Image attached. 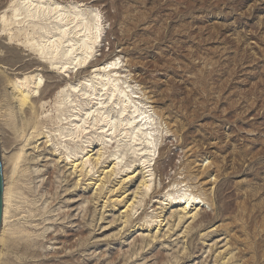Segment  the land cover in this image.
Segmentation results:
<instances>
[{"label":"rangeland","instance_id":"374dc122","mask_svg":"<svg viewBox=\"0 0 264 264\" xmlns=\"http://www.w3.org/2000/svg\"><path fill=\"white\" fill-rule=\"evenodd\" d=\"M80 9L86 18L101 10V37L90 61L100 58L103 52L118 55L116 60L122 66L118 75L131 85L130 100L151 115L145 129L152 131L153 144L142 140L137 145L139 142L131 137L129 140L122 136L107 139L101 145L103 131L96 127L88 128L75 141L66 137L61 142L56 135L60 123L57 117L68 116V121H63L68 128L65 132L72 129L70 113L74 110H69L75 102L61 107L58 102L70 95V101L79 102L77 112L82 111V117L92 107V98L82 96L83 86L74 90L63 84L40 106L39 120L43 126L35 132L31 146L24 147L22 152L25 143L17 133H21L20 124L26 114L23 106H17L21 104L8 78L0 73L3 189L8 184L14 189L11 213L17 214L8 222L6 246L0 243V264H264V0H108L100 8L82 5ZM109 13H114L116 20L109 19ZM50 21L48 28L55 31V21ZM112 27L121 30V36L109 35ZM36 31L37 38L44 33L40 27ZM13 33L18 34L15 29ZM24 40L20 35L12 42L21 43L27 50L30 47ZM124 49L127 54H123ZM29 50L36 58L45 60L38 50ZM134 76L140 82L135 84ZM80 80L83 81L74 78L73 83L79 84ZM104 96L99 99L105 101ZM113 103L114 99L108 101L109 105L97 107L102 106L113 119L128 115L125 112L122 117L121 106ZM137 124L138 121L134 123ZM47 134L51 136L48 140ZM97 146H105L107 152H102L107 154L94 163L91 171L88 165L76 169L71 165L72 158L81 162L85 155L82 147L96 151ZM148 146L151 151L145 153ZM150 153L154 158L150 167L154 173L151 188L138 193L136 211L127 216L123 209L133 199L131 192L134 193L135 184L138 186L140 176L134 180L125 176L134 170L144 173L143 160ZM116 157L120 161L117 173L112 170ZM157 160L162 171L156 168ZM167 161L173 164L169 166ZM67 171L75 177L68 173V178ZM183 179L186 181L178 183ZM62 188L68 189L65 192ZM191 190L206 200L200 204L208 211L202 222L199 217L191 218V214L178 219L179 213L183 216L182 208L174 204L173 196ZM2 227L1 223L0 230Z\"/></svg>","mask_w":264,"mask_h":264},{"label":"bare ground","instance_id":"6f19581e","mask_svg":"<svg viewBox=\"0 0 264 264\" xmlns=\"http://www.w3.org/2000/svg\"><path fill=\"white\" fill-rule=\"evenodd\" d=\"M108 0H0V73L1 75L4 74L8 80H9V86L12 88V91L17 95L18 100L20 101L19 105L17 102V106H23L24 111L26 114L25 120L22 122L23 119H21V122L23 124H20L21 127V133H17V135H21L22 139L24 140V145L21 148V151L23 152L24 147L28 146L29 143H31V140L34 138V134L39 128H41L43 125H41V121L39 120V109L42 104H45V100L51 98L54 93L60 89L63 84H69L71 89L76 90L78 86H83V94L82 96L86 95L88 98H92V107L88 111L85 112L84 117L81 116V112L78 113L79 107L78 103L76 101H70V95L65 96V98L61 99L59 103V106L67 105V102H75L72 105H70L69 111H76L71 112L70 116L73 117V120H70L71 123H73L72 129H69L68 132H65L66 129H68L66 126H64L67 123H64L63 121H68V116L61 115L57 117L59 119L60 123L58 131L59 133L56 134L60 137V141L64 142V138L69 137L71 140L80 138L90 127H96L98 130H102V134H100V142L101 145H103V142L107 141V139H115L117 137H124L129 138L131 137V140H134V142H139L137 145H140V142L145 140L149 145L153 144V134L150 129H145L146 126L149 125L151 120V115L149 112L136 104H134L130 100V96L128 94V89L131 87L128 82L122 78L119 73V67L120 63L116 60V56L112 53H105L101 55L100 58H96L95 60H91L93 50L96 47V44H98V41L101 37V27H102V21H101V10H97L98 12L95 14L94 17L86 18L85 13L83 9H80L82 5L87 6H93L100 8L103 3H106ZM63 3H69V5H64ZM82 4V5H80ZM119 9V8H118ZM117 9V10H118ZM85 10V9H84ZM86 11V10H85ZM119 12V11H118ZM92 13V12H91ZM123 14V13H122ZM88 15V14H87ZM126 15V14H125ZM124 15V16H125ZM109 19H115L116 15L114 13H109L108 15ZM123 16V17H124ZM51 18L55 21V31H51L48 28V25L51 24ZM104 18V17H103ZM121 18V17H119ZM127 18V17H126ZM123 19V18H122ZM118 20V19H117ZM126 20V19H125ZM129 20V19H128ZM50 23L48 24V22ZM124 21V20H123ZM123 23V22H122ZM125 24V22H124ZM53 26V25H52ZM51 26V27H52ZM120 26V25H119ZM126 26V25H125ZM40 27L44 31V33L40 34V36L37 38L35 35L38 34V31H36V28ZM116 27V26H115ZM118 27V25H117ZM122 27V26H121ZM17 30L18 34H14L13 30ZM126 30V29H125ZM101 31V32H100ZM121 31V30H120ZM120 31L112 27L109 31V35L117 34L120 35ZM4 32H8V34H4ZM23 35L24 41L23 43L26 46H29L31 49H36L39 51V53L45 58L39 59L35 57V53L33 54L32 51L29 49L23 48V46L20 44H15L12 41L14 40V37ZM121 36V35H120ZM125 36V35H124ZM3 38V39H2ZM5 39V40H4ZM111 39V38H110ZM106 40V39H105ZM109 40V39H108ZM107 40V41H108ZM120 40V39H119ZM20 41V39H19ZM112 45L115 44V42L110 41ZM126 44V43H125ZM123 44V45H125ZM126 46V45H125ZM128 46V45H127ZM131 46V45H129ZM128 46V47H129ZM99 47V46H98ZM97 47V48H98ZM121 47V46H120ZM123 47V46H122ZM121 47V48H122ZM131 48V47H129ZM128 49V48H127ZM124 49L122 52L123 54H127L128 50ZM130 50V49H129ZM132 50V49H131ZM114 52V51H113ZM121 53V52H120ZM131 54V53H130ZM129 57V56H128ZM125 59V58H124ZM128 59V58H126ZM134 59V58H133ZM132 59V60H133ZM136 60V59H135ZM50 61V63H48ZM121 62V60H119ZM126 61V60H125ZM131 61V60H130ZM128 60V62H130ZM136 63V61H133ZM127 64V63H126ZM130 64V63H129ZM56 67L57 70L50 69V66ZM135 65V64H133ZM128 67H130L128 65ZM94 68V69H93ZM77 69V70H76ZM93 69V71H90ZM135 69V68H134ZM122 70V69H121ZM136 70V69H135ZM134 71V70H133ZM140 71V70H139ZM138 71V72H139ZM122 72V71H121ZM120 72V73H121ZM131 72V70H130ZM136 73V72H135ZM65 74V75H64ZM122 75V74H121ZM133 76V75H132ZM3 77V76H2ZM68 77V78H67ZM80 78L83 79L80 80L79 84H74L73 80L74 78ZM143 77V76H142ZM128 78V77H127ZM135 81V84L140 82L141 79L137 78V76H134L132 78ZM45 80L43 86H41L42 82ZM142 83V81H141ZM140 83V84H141ZM133 86V85H132ZM146 86V85H144ZM8 87V86H7ZM67 88V87H66ZM148 88V87H147ZM143 89V88H142ZM145 89V88H144ZM67 90V89H66ZM146 90V89H145ZM144 90V91H145ZM11 93L13 94V92ZM146 92V91H145ZM38 93V94H36ZM77 93V92H76ZM14 94V95H15ZM70 94V93H69ZM131 94V93H130ZM13 95V96H14ZM57 95V94H56ZM72 95V94H71ZM80 95V94H79ZM107 96V99L105 101H101V96ZM144 95V94H143ZM147 95V94H146ZM145 95V96H146ZM81 96V95H80ZM134 96V94H133ZM137 96V95H136ZM76 97V96H75ZM105 97V96H104ZM132 97V94H131ZM149 97V96H148ZM79 98V97H78ZM101 100H100V99ZM106 98V97H105ZM80 99V98H79ZM82 99V98H81ZM114 99L113 104H118L121 106L120 113L122 117L124 116L125 112H127L128 115L121 119H116L111 117L109 113L105 112L100 106L101 104H108V101H111ZM136 99V98H135ZM134 99V101H136ZM14 101V100H13ZM86 101V100H85ZM95 101V102H93ZM81 102V100H80ZM82 103V102H81ZM80 103V105H81ZM112 103V102H111ZM110 103V104H111ZM47 104V103H46ZM90 105V104H89ZM109 105V104H108ZM45 106V105H44ZM85 106V105H83ZM114 106V105H113ZM111 106V107H113ZM118 106V107H120ZM78 107V108H77ZM109 107V106H108ZM117 107V108H118ZM19 109V108H18ZM81 109V107H80ZM107 109V108H106ZM22 110V109H21ZM20 110V111H21ZM2 111V110H1ZM0 111V113H1ZM19 111V112H20ZM115 111V110H114ZM117 111V110H116ZM23 112V111H22ZM21 112V113H22ZM58 112V111H57ZM118 112V111H117ZM157 112V111H156ZM3 113V112H2ZM1 113V114H2ZM65 113V112H64ZM22 114V115H23ZM113 114V113H112ZM158 114V113H157ZM160 114V113H159ZM6 115V114H5ZM21 115V116H22ZM44 115V114H43ZM47 115V114H46ZM120 115V116H121ZM0 115V119H1ZM90 116H92V119L90 120ZM114 116V115H113ZM158 116V115H157ZM161 116V115H159ZM164 116V115H163ZM23 117V118H24ZM74 117L78 119H74ZM155 117V116H154ZM8 121V120H7ZM6 121V122H7ZM45 121V120H44ZM138 124L134 125L136 122ZM43 123V122H42ZM46 123V122H45ZM19 125V126H20ZM69 125V124H68ZM18 126V127H19ZM51 127V126H50ZM13 128V127H12ZM19 129V128H18ZM90 130V129H89ZM52 131V130H51ZM93 132V131H92ZM97 133V132H96ZM95 133V135H96ZM94 134V133H93ZM19 135V136H20ZM37 135V134H36ZM88 135V134H87ZM18 136V137H19ZM45 136V135H44ZM43 136V137H44ZM86 136V135H85ZM91 135H89L90 137ZM37 137V136H36ZM42 137V136H41ZM48 140L50 138V135L45 136ZM88 137V136H87ZM93 137V136H92ZM98 137V136H97ZM91 138V137H90ZM35 139V138H34ZM38 139V138H37ZM93 139V138H92ZM122 139V138H120ZM42 140V139H41ZM50 140V139H49ZM89 140V139H88ZM130 140V138H129ZM36 141V140H35ZM43 141V140H42ZM80 141V140H79ZM85 141V140H84ZM111 141V140H110ZM123 141V140H122ZM37 142V141H36ZM39 142V141H38ZM48 142V141H47ZM53 142V141H52ZM127 142V141H126ZM131 142V141H129ZM55 143V142H54ZM76 143V142H75ZM78 143V142H77ZM85 143V142H84ZM133 143V142H132ZM39 144V143H38ZM41 144V143H40ZM44 144V143H43ZM48 144V143H47ZM107 144V143H106ZM116 144V143H115ZM134 144V143H133ZM185 144V143H184ZM59 145V144H58ZM90 145V144H89ZM92 145V144H91ZM105 145V144H104ZM31 146V145H29ZM38 146V145H36ZM44 146V145H43ZM48 146V145H47ZM87 146V145H86ZM108 146V145H107ZM131 145H129L130 147ZM134 146V145H133ZM142 146V144H141ZM154 146V145H153ZM35 147V146H34ZM42 147V146H41ZM46 147V146H45ZM65 147V146H64ZM73 147V146H71ZM81 147V145H80ZM98 147V146H97ZM105 147V146H103ZM103 147L99 146L96 151L93 148H89V150H85V147H82V150L85 151V155L79 159L81 162H78L75 159H70L69 155H67L68 160L70 159L71 165L76 169L79 166L85 167L88 165L90 167V171L93 168L94 163L100 162L102 157L107 154L105 152ZM28 148V147H27ZM36 148V147H35ZM67 148V147H66ZM132 148V147H131ZM23 149V150H22ZM43 149V148H41ZM88 149V148H87ZM102 149L105 151L102 152ZM118 149V148H117ZM151 146H148L145 150V153L147 151H151ZM156 149V148H155ZM57 150V149H56ZM132 150V149H131ZM137 150V149H136ZM143 150V149H142ZM165 148H163V151ZM191 150V148H189ZM20 151V152H21ZM43 151V150H42ZM41 151V152H42ZM45 151V150H44ZM44 151L43 156H44ZM141 151V150H139ZM163 151L160 152V156L163 153ZM166 151V150H165ZM54 152V150H53ZM195 152V151H194ZM28 153V152H24ZM40 153V154H42ZM72 152L70 151L69 154ZM117 153V152H116ZM144 153V152H143ZM154 153V152H153ZM23 154V153H22ZM46 154V153H45ZM64 154V153H63ZM61 152V155H63ZM138 154V153H137ZM141 154V153H139ZM138 154V156H139ZM156 154V153H154ZM25 155V154H24ZM24 155H20V157H24ZM30 155V154H29ZM58 155V154H57ZM143 155V154H141ZM195 155V154H194ZM42 156V158H43ZM137 156V155H136ZM145 156V155H144ZM155 156V155H154ZM188 156V154H187ZM191 156V155H190ZM189 156V157H190ZM33 157V156H32ZM39 157V156H38ZM49 157V156H46ZM78 157V156H77ZM81 157V156H80ZM142 157V156H141ZM149 158H145L143 160L144 164V173L141 169L140 173H138L134 170L132 171L131 175L125 176L126 179L132 178L134 180V177L137 175L140 176V181L138 180V186L135 184V190L131 192L133 194V197L131 196V201L126 202V207L123 209V212L129 215V212L131 214V211L134 210L137 205L136 199L138 193L140 191H143L146 193L151 188V182H152V176L154 173H152V169L150 168L152 165V158L153 156L151 153L148 155ZM175 157V156H174ZM61 158V157H60ZM105 158V157H104ZM194 158V157H193ZM33 159V158H31ZM47 159V158H46ZM36 160V159H34ZM44 160V159H43ZM52 160V159H51ZM58 160V159H57ZM63 160V159H61ZM114 160V165L111 167L112 170L114 169V172L118 170L120 166L119 157H116V160ZM112 160V161H113ZM160 160V159H159ZM195 160V159H193ZM54 161V159L52 160ZM64 161V160H63ZM66 161V160H65ZM102 161V160H101ZM124 161V160H123ZM196 161V160H195ZM193 161V162H195ZM199 161V160H198ZM36 162V161H34ZM44 162V161H43ZM56 162V159H55ZM134 162V161H133ZM160 162V161H159ZM165 162V161H164ZM168 162V161H167ZM189 162V161H188ZM187 162V164H189ZM47 163V162H46ZM58 163V162H57ZM129 163V162H128ZM141 163V162H140ZM145 163H148L147 165ZM169 163V162H168ZM167 163V164H168ZM192 163V161H191ZM197 163V161H196ZM196 163L194 165H196ZM173 163L172 161L169 163V166H171ZM58 165H60L58 163ZM70 165V164H68ZM99 165V164H98ZM156 168L158 170H161V164L158 163V160L155 162ZM166 165V164H164ZM185 165V164H184ZM190 165V164H189ZM192 165V164H191ZM14 166V165H13ZM67 166V165H66ZM124 166L125 165H122ZM142 166V165H140ZM182 166V165H181ZM55 167V166H54ZM88 167V168H89ZM95 167H97L95 165ZM191 167V166H189ZM203 167V166H202ZM66 168V167H65ZM65 168H62L63 170ZM109 168V170L111 169ZM122 168V167H121ZM126 169L130 168L128 165L125 167ZM139 168V167H138ZM149 168V169H147ZM166 168V167H165ZM185 168V167H184ZM188 168V167H187ZM186 168V169H187ZM195 168V167H194ZM198 168V167H197ZM200 168V167H199ZM198 168V169H199ZM57 169V168H56ZM61 169V170H62ZM79 169V168H78ZM124 169V168H123ZM147 169V170H146ZM169 169V168H168ZM190 169V168H189ZM188 169V170H189ZM130 171L132 170L129 169ZM187 170V171H188ZM194 170V169H193ZM201 170V169H200ZM210 170V169H209ZM207 170V172L209 171ZM13 171V170H12ZM59 171V170H58ZM57 171V172H58ZM66 171V170H65ZM71 171V170H70ZM70 171H67L65 173L68 174ZM79 171V170H78ZM104 171V170H103ZM106 171V170H105ZM122 171V170H121ZM160 171V172H161ZM46 172V171H45ZM108 172V170L106 171ZM104 172V173H106ZM112 172V171H111ZM108 172V173H111ZM126 172V171H124ZM210 172V171H209ZM61 173V171H60ZM77 173V172H76ZM84 173V172H83ZM88 173H91L88 171ZM117 173V171L115 172ZM115 173H111V175H115ZM121 173V172H120ZM189 173V172H188ZM6 174V172H5ZM48 174V173H47ZM72 174V173H70ZM68 174V178L70 176ZM80 174V173H79ZM85 174V173H84ZM128 174V173H127ZM142 174V176L140 175ZM191 174V173H190ZM197 173L193 174L196 175ZM211 174V173H210ZM49 174V178H50ZM58 175V174H57ZM56 175V176H57ZM61 175V174H59ZM59 175L57 177H59ZM73 175V174H72ZM82 175V174H81ZM105 175V174H103ZM107 175V174H106ZM110 175V176H111ZM124 175V174H123ZM160 175V174H159ZM178 175V174H177ZM192 175V174H191ZM199 175V174H197ZM11 176V175H10ZM53 176V175H52ZM55 176V175H54ZM74 176V175H73ZM118 176V175H117ZM190 176V175H189ZM62 177V176H60ZM75 177V176H74ZM104 177V176H103ZM195 177V176H194ZM72 178V176H71ZM77 178V177H76ZM81 178V177H80ZM107 178V177H106ZM191 178V177H190ZM61 179V178H60ZM78 179V178H77ZM102 179V178H100ZM99 179V180H100ZM189 179V178H186ZM186 179L179 180L178 183L185 182ZM76 180V179H75ZM109 180V179H108ZM199 180V179H198ZM206 180V179H204ZM68 181V179H67ZM74 181V180H73ZM78 182L80 180H77ZM124 181V180H123ZM137 181V180H136ZM192 181V180H191ZM208 181V179H207ZM213 181V180H212ZM64 182V181H63ZM101 182V181H99ZM131 182V181H129ZM176 182V180L174 181ZM198 182V181H196ZM74 183V182H73ZM76 183V182H75ZM74 183V184H75ZM98 183V182H96ZM133 183V182H132ZM171 183V182H170ZM193 183V182H192ZM207 183V182H206ZM67 184V183H66ZM73 184V185H74ZM77 184V183H76ZM102 184V182L100 183ZM129 184V183H128ZM71 185V183H70ZM78 185V184H77ZM171 185V184H170ZM188 185V182L186 183V186ZM50 186V185H49ZM166 186V185H165ZM169 186V185H168ZM180 186V185H179ZM185 186V187H186ZM191 186V185H189ZM207 186V185H206ZM10 185L8 184L3 190V213H2V229L0 230V243H3L4 247L7 244L6 242V234L8 233L9 228V220L12 215L11 210L12 204L14 206V203L12 200L13 193L11 192L14 189L11 187L9 189ZM72 187V186H71ZM74 187V186H73ZM72 187V188H73ZM77 186L75 185V188ZM79 187V186H78ZM95 187V186H94ZM98 187V186H97ZM99 187H101L99 185ZM124 187V186H123ZM188 187V186H187ZM196 187V186H195ZM71 188V189H72ZM199 188V187H198ZM201 188V187H200ZM63 189V188H62ZM65 189V188H64ZM63 189V190H64ZM68 189V188H66ZM65 189V190H66ZM98 189V188H97ZM189 189V188H188ZM64 190V191H65ZM99 190V189H98ZM103 190V187H102ZM100 190V191H102ZM116 191V189H114ZM55 191V190H54ZM58 191V190H57ZM63 191V193H64ZM97 193V190H95ZM94 191V192H95ZM126 191V190H125ZM163 191V189H162ZM198 191V190H197ZM66 192V191H65ZM202 192V191H201ZM12 193V194H11ZM130 193V194H131ZM58 194V193H56ZM60 194V193H59ZM94 195H97L93 193ZM101 194V193H100ZM125 194V193H124ZM167 194V193H166ZM65 195V194H64ZM63 195V196H64ZM93 195V196H94ZM129 197V194H127ZM173 194H169L170 197H172ZM177 195V194H176ZM16 196V194H15ZM61 196V194H60ZM79 196V195H78ZM81 196V195H80ZM79 196V197H80ZM126 195H124L120 200H122ZM145 197L146 195L143 194ZM83 197V195H82ZM139 197V196H138ZM62 198V197H61ZM143 198V197H142ZM80 199V198H79ZM87 199V198H86ZM89 199V197H88ZM87 199V200H88ZM93 200V198H91ZM90 199V200H91ZM98 199V198H97ZM110 199V198H109ZM141 199V198H140ZM205 198H202L199 193L196 191L193 192H187L184 191L182 193H179L176 197L173 196L174 204L181 206V212L183 213V216L179 213V220L182 218L186 219L187 215H190L191 218L194 220L199 217V221L202 222L207 217L208 211L201 207L200 204L202 202H206L204 200ZM83 200V199H82ZM108 200V199H107ZM125 200V199H124ZM142 200V199H141ZM145 200V198H144ZM86 201V200H85ZM113 201V200H112ZM111 201V202H112ZM118 201V199H116ZM24 202V201H23ZM90 202V201H89ZM122 202V201H120ZM125 202V201H124ZM144 202V201H143ZM145 203V202H144ZM208 203V202H207ZM79 204H82L81 201ZM143 204V203H142ZM17 205V204H15ZM142 206V205H141ZM105 207V206H103ZM102 207V208H103ZM77 210V209H76ZM84 210V209H83ZM195 210V211H193ZM82 211V210H81ZM80 211V212H81ZM85 211V210H84ZM136 211V209H135ZM171 211V210H170ZM83 212V211H82ZM87 212V211H86ZM91 212V211H90ZM172 212V211H171ZM175 212V211H173ZM14 213V212H13ZM19 213V212H18ZM121 214V213H120ZM119 214V215H120ZM123 214V213H122ZM124 214V216H126ZM169 214V213H168ZM167 214V215H168ZM174 214V213H173ZM178 214V213H177ZM20 215V214H19ZM82 215V214H81ZM80 215V216H81ZM17 217V214L15 215ZM14 216V217H15ZM156 216V215H155ZM167 217V216H166ZM178 217V216H177ZM189 217V218H190ZM122 218V217H120ZM119 218V219H120ZM131 218V217H129ZM128 218V219H129ZM133 218V216H132ZM154 218V217H152ZM169 218V217H168ZM171 218V216H170ZM188 218V217H187ZM118 219V220H119ZM125 219V218H124ZM191 219V221L193 220ZM198 219V218H197ZM79 220V218L77 219ZM76 220V221H77ZM83 220V219H82ZM101 220V218H100ZM127 220V219H126ZM125 220V221H126ZM130 220V219H129ZM133 220V219H132ZM162 220V219H160ZM175 220V219H174ZM113 221V220H112ZM128 221V220H127ZM165 221V220H164ZM181 221V220H180ZM160 222V221H159ZM177 222V220L175 221ZM179 222V221H178ZM177 222V223H178ZM185 222V221H184ZM127 223V222H126ZM125 223V224H126ZM173 223V221H172ZM176 223V224H177ZM181 223V222H180ZM179 223V225H180ZM193 223V221H192ZM191 223V225H192ZM80 224V223H79ZM154 224V223H152ZM156 224V223H155ZM164 224V223H163ZM190 224V222H189ZM188 226L190 227V225ZM15 227V224H13ZM160 225V224H159ZM170 224H168L169 226ZM173 225V224H172ZM204 225V224H203ZM12 226V225H11ZM18 226V225H17ZM16 226V227H17ZM20 226V225H19ZM81 226V225H80ZM174 226V225H173ZM182 226V225H181ZM79 227V226H78ZM160 227V226H158ZM187 227V226H186ZM185 227V228H186ZM188 227V228H189ZM13 228V227H12ZM20 228V227H19ZM18 228V229H19ZM23 228V227H21ZM20 228V229H21ZM175 228V227H173ZM192 228V227H191ZM14 229V228H13ZM12 229V230H13ZM17 229V228H16ZM170 229V227H169ZM168 229V230H169ZM11 230V232H12ZM26 230V229H25ZM167 230V232H168ZM28 231V230H27ZM159 231V230H158ZM164 231V230H163ZM166 231V230H165ZM14 230V234H15ZM19 232V231H18ZM17 232V233H18ZM23 232V231H20ZM29 232V231H28ZM157 232V230H156ZM12 233V234H13ZM16 233V235H17ZM24 233V232H23ZM166 233V232H165ZM21 234V233H19ZM159 234V233H158ZM27 235V233L25 234ZM24 235V236H25ZM30 235V233H29ZM140 235V234H138ZM156 235V234H154ZM158 236V235H157ZM155 236V237H157ZM23 237V236H21ZM18 238V237H15ZM20 238V237H19ZM25 238V237H23ZM22 238V239H23ZM53 238V237H52ZM21 239V238H20ZM19 239V240H20ZM34 240V238H32ZM137 239V238H136ZM135 239V240H136ZM9 240V239H8ZM14 240V239H12ZM29 240V239H28ZM31 240V239H30ZM56 240V239H55ZM134 240V241H135ZM140 240V238H139ZM138 240V241H139ZM10 241V240H9ZM8 241V243H9ZM27 241V240H26ZM6 242V243H5ZM18 242V241H17ZM34 242V241H33ZM57 242V241H56ZM5 243V244H4ZM29 244V243H28ZM31 244V243H30ZM36 245V243H35ZM62 252V251H60ZM1 254V253H0ZM1 256V255H0ZM56 257V256H55ZM54 259V258H53ZM56 260V259H55ZM55 264V263H54Z\"/></svg>","mask_w":264,"mask_h":264},{"label":"water","instance_id":"95a60500","mask_svg":"<svg viewBox=\"0 0 264 264\" xmlns=\"http://www.w3.org/2000/svg\"><path fill=\"white\" fill-rule=\"evenodd\" d=\"M2 213H3V180H2V167H1V157H0V228L2 223Z\"/></svg>","mask_w":264,"mask_h":264}]
</instances>
